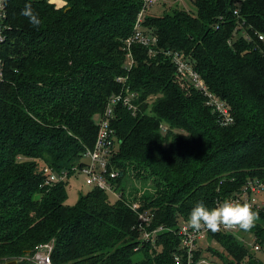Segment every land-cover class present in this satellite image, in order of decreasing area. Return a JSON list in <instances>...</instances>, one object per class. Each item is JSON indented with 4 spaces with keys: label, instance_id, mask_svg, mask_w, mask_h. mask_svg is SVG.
I'll use <instances>...</instances> for the list:
<instances>
[{
    "label": "trees",
    "instance_id": "trees-1",
    "mask_svg": "<svg viewBox=\"0 0 264 264\" xmlns=\"http://www.w3.org/2000/svg\"><path fill=\"white\" fill-rule=\"evenodd\" d=\"M63 1L30 0L42 21L37 29L20 14L29 0H7L0 264H28L45 245L52 264H177L176 231L197 202L212 208L250 182L264 187V0H193L194 12L146 13L141 32L157 37L156 53L135 43L132 65L126 41L142 0ZM168 52L190 58L230 108L232 124L222 125ZM127 90L136 110L119 104L111 121L120 197L112 202L92 188L68 205L69 179L86 166L110 98ZM45 168L67 179L46 184ZM134 205L152 217L148 231L167 229L154 243L142 240ZM254 210L255 226L240 233L253 234L262 250L264 207ZM208 241L217 264H264L231 235L211 232Z\"/></svg>",
    "mask_w": 264,
    "mask_h": 264
},
{
    "label": "built area",
    "instance_id": "built-area-1",
    "mask_svg": "<svg viewBox=\"0 0 264 264\" xmlns=\"http://www.w3.org/2000/svg\"><path fill=\"white\" fill-rule=\"evenodd\" d=\"M159 0H142V8L136 20L134 34L127 41V49L129 51L128 59L130 65L134 63L131 46L138 43L149 50L150 55H154L156 52L154 47L157 45V37L146 36L141 32L142 23L146 16L147 11L155 6ZM193 1V0H191ZM58 6L57 2H53ZM192 12V11H189ZM238 14V11L235 12ZM7 0H0V44H3L7 40ZM260 40L264 41V36L259 37ZM176 66L177 74L187 79L196 89L205 95L208 106H210L215 113L219 114L220 122L222 125L228 126L234 122L230 108L224 104L215 94L210 93L206 83L194 69L192 61L189 57H186L183 53L179 52H168L167 53ZM4 80V65L0 59V84ZM119 82H123L119 79ZM136 94H119L110 98L106 110L99 122V131L97 139L93 149L88 150L86 153V166L82 170V173L86 175L87 184L93 188H98L108 192L109 194L115 195L117 198L120 197V193L117 192L113 181L119 177V171L115 170L112 166L111 158H113L114 151H116L117 138L111 128V121L113 119L115 108L122 104L128 107L130 110L135 111L136 107L133 104V100L136 98ZM44 172L47 176L45 179L46 184L57 183L65 181L66 176L60 177L54 171L49 168H45ZM263 186L258 182H250L241 192L240 195L231 197L230 199H238L240 201H247L253 204V208H260L257 201L253 196L260 193L263 190ZM139 206L134 205V212L138 213ZM152 217L146 213H138L139 229L142 234V240L145 242L154 243L157 236L167 230L163 227H159L153 231H148ZM180 237V250L181 255L175 256L177 264H217L214 259H210L207 248L211 247L212 244L208 241V235L210 231L195 232L189 228L187 222H183L179 229L176 231ZM221 233L233 236L238 242L244 243V237L241 235V230H221ZM240 235V236H238ZM255 240L254 235L252 236ZM254 250L260 251L261 246L256 244V240L253 245ZM52 247L45 245L37 248V252L30 259L35 264H52L51 259Z\"/></svg>",
    "mask_w": 264,
    "mask_h": 264
},
{
    "label": "clouds",
    "instance_id": "clouds-1",
    "mask_svg": "<svg viewBox=\"0 0 264 264\" xmlns=\"http://www.w3.org/2000/svg\"><path fill=\"white\" fill-rule=\"evenodd\" d=\"M20 14L27 18L34 28L38 29L41 26V18L33 9L30 0ZM258 219L259 212L254 210L252 203L225 199L212 208L207 207L202 201L197 202L189 213L187 224L195 232L217 233L222 229L249 231Z\"/></svg>",
    "mask_w": 264,
    "mask_h": 264
},
{
    "label": "rangeland",
    "instance_id": "rangeland-1",
    "mask_svg": "<svg viewBox=\"0 0 264 264\" xmlns=\"http://www.w3.org/2000/svg\"><path fill=\"white\" fill-rule=\"evenodd\" d=\"M58 4H62V2L60 0H57ZM180 7V8H184L187 11H196L195 6L193 4V1L191 0H159L158 3L153 6L152 8H150L147 12L148 15L151 16H163L165 13L170 12L173 8L176 7ZM130 186H134L136 188L139 189H144V185L140 182H133L130 181ZM127 183H124V186ZM93 187H91L90 185L87 184V178L86 175L81 173H77L76 175L72 176L69 179V186L67 189L68 192V200H67V204L68 205H75L80 197L81 194H86L88 193L90 190H92ZM112 196H110V200L116 201V196L113 194H110ZM253 198L257 201L258 206L260 208L264 207V190H262L260 193H257L253 196ZM240 236V235H238ZM253 234L251 233H247V235L243 236L244 237V245H246L247 247H249L251 249V251L255 254H257V256L259 258L264 259V248L260 251H255L253 248L254 242L255 240L253 239ZM215 247L216 244H214ZM140 258L139 254L135 256V259L138 260ZM28 264H35L33 261L29 260Z\"/></svg>",
    "mask_w": 264,
    "mask_h": 264
},
{
    "label": "crops",
    "instance_id": "crops-1",
    "mask_svg": "<svg viewBox=\"0 0 264 264\" xmlns=\"http://www.w3.org/2000/svg\"><path fill=\"white\" fill-rule=\"evenodd\" d=\"M62 2V4H58V7H62L65 5V2L63 0H60Z\"/></svg>",
    "mask_w": 264,
    "mask_h": 264
},
{
    "label": "water",
    "instance_id": "water-1",
    "mask_svg": "<svg viewBox=\"0 0 264 264\" xmlns=\"http://www.w3.org/2000/svg\"><path fill=\"white\" fill-rule=\"evenodd\" d=\"M9 264H17V262H11V263H9Z\"/></svg>",
    "mask_w": 264,
    "mask_h": 264
}]
</instances>
